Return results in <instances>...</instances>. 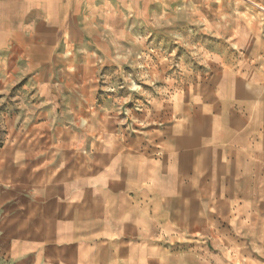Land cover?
<instances>
[{"label": "crops", "instance_id": "1", "mask_svg": "<svg viewBox=\"0 0 264 264\" xmlns=\"http://www.w3.org/2000/svg\"><path fill=\"white\" fill-rule=\"evenodd\" d=\"M241 2L230 14L199 5L214 41L200 47L204 73L146 98L108 95L95 108L91 95L52 93L57 80L9 78L18 64L0 57V257L264 264V0ZM173 5L0 0V56L17 38L142 39V24ZM19 84L41 94L14 93Z\"/></svg>", "mask_w": 264, "mask_h": 264}, {"label": "rangeland", "instance_id": "2", "mask_svg": "<svg viewBox=\"0 0 264 264\" xmlns=\"http://www.w3.org/2000/svg\"><path fill=\"white\" fill-rule=\"evenodd\" d=\"M241 1L174 0L173 6H159L155 10L153 20L142 24V39H120L117 34L112 39L97 34L89 39L78 40L56 37L46 40L17 38L15 53L0 57L10 58V62L18 64L19 69L9 72V78L24 80L25 83H28L29 79H51L53 82L57 80L60 84L58 92L52 89V93L73 91L79 95H91L95 100V108L101 107L108 95L146 98L155 94L157 89L176 88L183 79L193 80L204 73L202 62L207 56L200 54V47L214 41L210 35L204 33L203 23L198 21L199 5L206 2L207 5L201 8L209 9L212 14L218 8L222 9L224 14H230L233 9L230 4H244ZM217 4L222 6L217 8ZM242 8L240 7L241 10ZM261 9L264 11V7ZM99 25L95 23L96 27ZM118 31L119 28L116 32ZM74 46L79 48L78 55L72 53ZM125 46L136 48L137 54L127 56L110 53L118 52L119 47ZM113 47L115 50L110 49ZM45 62L57 63L60 67L56 68L61 69L47 70L42 65L34 66ZM72 63L79 65L74 66L72 70ZM71 85L77 86L72 88ZM13 91L41 94V89L36 85L22 90V84H19ZM0 264L12 263L0 257Z\"/></svg>", "mask_w": 264, "mask_h": 264}]
</instances>
